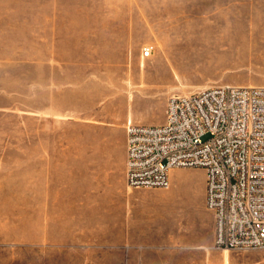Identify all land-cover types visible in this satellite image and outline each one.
<instances>
[{
	"label": "rangeland",
	"instance_id": "rangeland-1",
	"mask_svg": "<svg viewBox=\"0 0 264 264\" xmlns=\"http://www.w3.org/2000/svg\"><path fill=\"white\" fill-rule=\"evenodd\" d=\"M263 41L264 0H0V264H264L214 248L203 169L129 188L115 134L263 85Z\"/></svg>",
	"mask_w": 264,
	"mask_h": 264
},
{
	"label": "built area",
	"instance_id": "built-area-1",
	"mask_svg": "<svg viewBox=\"0 0 264 264\" xmlns=\"http://www.w3.org/2000/svg\"><path fill=\"white\" fill-rule=\"evenodd\" d=\"M143 54L149 56L150 49ZM175 168L205 172L214 248L264 249V84L214 85L175 94L162 124L129 121L127 186L168 188Z\"/></svg>",
	"mask_w": 264,
	"mask_h": 264
},
{
	"label": "crops",
	"instance_id": "crops-1",
	"mask_svg": "<svg viewBox=\"0 0 264 264\" xmlns=\"http://www.w3.org/2000/svg\"><path fill=\"white\" fill-rule=\"evenodd\" d=\"M147 125H153V124H147ZM159 125V124H158ZM116 144L121 149V155L120 160L123 161V167H124V173H125V161H126V134L122 130L116 131ZM126 177V176H125ZM214 217V216H213ZM138 230L144 231L142 227L136 226ZM131 229L134 230V225H131Z\"/></svg>",
	"mask_w": 264,
	"mask_h": 264
},
{
	"label": "bare ground",
	"instance_id": "bare-ground-1",
	"mask_svg": "<svg viewBox=\"0 0 264 264\" xmlns=\"http://www.w3.org/2000/svg\"><path fill=\"white\" fill-rule=\"evenodd\" d=\"M259 36V35H258ZM260 37V36H259ZM259 37H258V39H256V41H257V43H260V41H259ZM264 42V41H263ZM250 86H253V85H250ZM131 122H132V120L131 119H129Z\"/></svg>",
	"mask_w": 264,
	"mask_h": 264
}]
</instances>
